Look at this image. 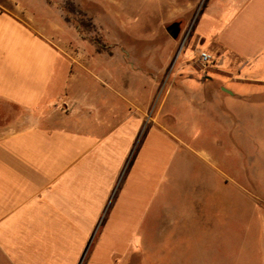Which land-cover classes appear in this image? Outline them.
I'll list each match as a JSON object with an SVG mask.
<instances>
[{
  "label": "crops",
  "instance_id": "1",
  "mask_svg": "<svg viewBox=\"0 0 264 264\" xmlns=\"http://www.w3.org/2000/svg\"><path fill=\"white\" fill-rule=\"evenodd\" d=\"M217 1L189 48L218 65L181 61L165 78L152 125L163 129L187 112L193 131L203 118L208 143L235 150L206 158L214 180L261 199L264 0ZM51 27L40 33L0 10V264H98L102 208L146 115L129 110L127 78L78 84ZM64 101L70 113L52 112Z\"/></svg>",
  "mask_w": 264,
  "mask_h": 264
},
{
  "label": "rangeland",
  "instance_id": "2",
  "mask_svg": "<svg viewBox=\"0 0 264 264\" xmlns=\"http://www.w3.org/2000/svg\"><path fill=\"white\" fill-rule=\"evenodd\" d=\"M213 3L221 5L217 0H0V10L40 33L53 26L78 84L88 88L94 87L92 79L108 83L113 76L124 83L127 78L129 110L146 113L102 208L96 229L102 237L92 251L98 264H264V197L244 196L214 180L205 160L224 150L208 143L204 119L197 118L193 131L187 112L163 129L152 125L165 78L185 59L202 67L189 45L195 30L213 20ZM171 107L167 102L164 113ZM72 110L64 101L52 112ZM226 152L231 157L235 150Z\"/></svg>",
  "mask_w": 264,
  "mask_h": 264
},
{
  "label": "built area",
  "instance_id": "3",
  "mask_svg": "<svg viewBox=\"0 0 264 264\" xmlns=\"http://www.w3.org/2000/svg\"><path fill=\"white\" fill-rule=\"evenodd\" d=\"M197 61L203 68H212L218 65V59L206 51H198Z\"/></svg>",
  "mask_w": 264,
  "mask_h": 264
},
{
  "label": "water",
  "instance_id": "4",
  "mask_svg": "<svg viewBox=\"0 0 264 264\" xmlns=\"http://www.w3.org/2000/svg\"><path fill=\"white\" fill-rule=\"evenodd\" d=\"M170 28H171V29L168 30V33H169L171 36H174V35H175V32H176V29H177L176 24L171 25Z\"/></svg>",
  "mask_w": 264,
  "mask_h": 264
}]
</instances>
